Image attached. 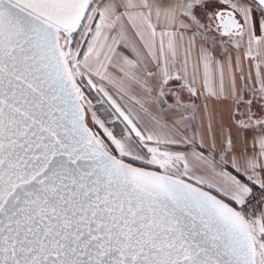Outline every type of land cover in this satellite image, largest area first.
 <instances>
[{
    "label": "snow or ice",
    "instance_id": "1",
    "mask_svg": "<svg viewBox=\"0 0 264 264\" xmlns=\"http://www.w3.org/2000/svg\"><path fill=\"white\" fill-rule=\"evenodd\" d=\"M0 264H264V0H0Z\"/></svg>",
    "mask_w": 264,
    "mask_h": 264
},
{
    "label": "trees",
    "instance_id": "2",
    "mask_svg": "<svg viewBox=\"0 0 264 264\" xmlns=\"http://www.w3.org/2000/svg\"><path fill=\"white\" fill-rule=\"evenodd\" d=\"M100 109V114L101 115H107V113L104 111V109H102L101 107H98Z\"/></svg>",
    "mask_w": 264,
    "mask_h": 264
},
{
    "label": "crops",
    "instance_id": "3",
    "mask_svg": "<svg viewBox=\"0 0 264 264\" xmlns=\"http://www.w3.org/2000/svg\"><path fill=\"white\" fill-rule=\"evenodd\" d=\"M101 107V105L97 104V108ZM104 107H107L106 105ZM104 107H101L102 109H104Z\"/></svg>",
    "mask_w": 264,
    "mask_h": 264
},
{
    "label": "rangeland",
    "instance_id": "4",
    "mask_svg": "<svg viewBox=\"0 0 264 264\" xmlns=\"http://www.w3.org/2000/svg\"><path fill=\"white\" fill-rule=\"evenodd\" d=\"M98 114H100V112H99ZM100 115H101V114H100Z\"/></svg>",
    "mask_w": 264,
    "mask_h": 264
}]
</instances>
